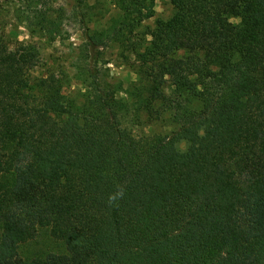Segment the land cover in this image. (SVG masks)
<instances>
[{
	"label": "trees",
	"instance_id": "16d2710c",
	"mask_svg": "<svg viewBox=\"0 0 264 264\" xmlns=\"http://www.w3.org/2000/svg\"><path fill=\"white\" fill-rule=\"evenodd\" d=\"M35 1L28 27L60 34ZM110 1L120 14L86 25L73 94L0 35V264H264V0H171L146 44L132 37L155 0ZM126 41L146 65L130 101L97 66ZM131 108L173 129L136 137ZM40 229L66 252L23 259Z\"/></svg>",
	"mask_w": 264,
	"mask_h": 264
},
{
	"label": "rangeland",
	"instance_id": "374dc122",
	"mask_svg": "<svg viewBox=\"0 0 264 264\" xmlns=\"http://www.w3.org/2000/svg\"><path fill=\"white\" fill-rule=\"evenodd\" d=\"M48 0V9L60 22V34L55 37L41 28L31 29L26 17L31 13L35 0H0V35L10 41H20L33 47L39 55L37 74H56L63 82L65 93L73 94L83 88L75 77V62L79 47L86 38V25L91 29H105L112 17L120 14L110 0ZM78 15L75 17V13ZM174 12L171 0H155V15L143 21L132 40L142 37L141 44H146L150 35L140 36L141 31L153 29L158 19H168ZM83 13L87 17L83 19ZM238 23L239 18H232ZM132 41V43L134 42ZM102 75L111 82L122 83L118 91L119 98L129 100V86L137 81L145 68V63L137 58L130 41L125 43L111 42L101 48V59L97 65ZM130 101V100H129ZM136 109H129L122 116V126L132 135L139 137L145 134L168 132L173 129L168 119L152 120L144 111L139 115ZM179 147L186 149L181 142ZM1 186V179H0ZM66 252L62 241L53 238L48 230L40 229L35 238L19 246L23 259H31L48 253Z\"/></svg>",
	"mask_w": 264,
	"mask_h": 264
}]
</instances>
